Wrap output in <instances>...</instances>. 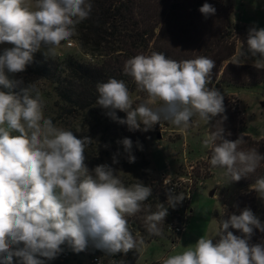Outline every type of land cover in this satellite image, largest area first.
<instances>
[{"label": "clouds", "instance_id": "1", "mask_svg": "<svg viewBox=\"0 0 264 264\" xmlns=\"http://www.w3.org/2000/svg\"><path fill=\"white\" fill-rule=\"evenodd\" d=\"M91 11V0H35V10L28 0H0V44L11 45L0 54V264H13L14 257L18 264H47L64 244L75 253L91 245L106 257L139 250L144 240L133 235L127 218L144 211L147 232L160 236L168 208L185 199L173 186L166 192L168 207L159 203L152 212L144 204L152 195L151 186L138 180L125 186L118 170L107 163L90 170L85 150L93 140L78 138L45 118L35 82L21 87L22 80L11 78L26 70L37 51L54 55ZM199 11L207 18L216 9L206 2ZM246 42L247 50L241 48L232 63L252 59L255 68L264 69V28L250 27ZM215 64L205 56L178 62L159 52L136 55L125 62L124 73L147 99L133 108L125 81L109 78L96 84V105L133 132H147L161 120L182 131L195 120L209 125L218 115L226 119L224 96L208 87ZM118 110L126 113L125 118L117 115ZM217 124L215 130L209 127L203 145L211 147V166L224 169L230 181L238 182L256 171L264 154L256 148L239 150L245 143L243 134L234 141L226 139ZM117 144L134 163L133 141L125 137ZM137 146L142 149L138 141ZM118 155H113V164ZM250 189L264 199V176ZM254 229L264 233V223L245 207L219 219L212 235L199 237L194 246L168 255L162 264H264V241L250 242Z\"/></svg>", "mask_w": 264, "mask_h": 264}, {"label": "trees", "instance_id": "2", "mask_svg": "<svg viewBox=\"0 0 264 264\" xmlns=\"http://www.w3.org/2000/svg\"><path fill=\"white\" fill-rule=\"evenodd\" d=\"M206 2L212 4L216 9L215 15L207 18L199 11V8ZM91 3L90 16L76 25L75 39L83 50L102 57V63L82 61L75 55H68L64 58L49 57L42 54L41 51H37L33 54L32 63L26 67L24 72L18 74L19 76L24 74L41 78L52 86L51 93L40 91L39 93L42 109L52 107L55 112V116L52 118L54 124L58 122L66 125L72 123L73 132L77 133L80 130L84 132L82 136L77 135L78 138L88 136L93 140L85 150L86 164L90 170L104 162L101 157L99 159L92 157L95 144L102 143L117 150L118 160L133 168L129 171V175H119L120 179L125 186L136 183L137 180L146 186H151L152 195L144 204L149 206L152 212H155L159 203L165 204V207L168 205L167 190L163 187L160 178L148 170L151 163L149 158L143 155V151L148 149L147 144L151 137L148 132L129 131L126 125L113 121L106 115V110L96 105L97 82H106L109 78H116L125 81L130 95L142 92L138 90L134 79L124 73L125 62L136 55L147 56L153 52L163 53L166 57L178 62L198 56L213 59L216 64L210 74L208 86L218 84L217 87L225 85L250 88L264 83V69L225 65L236 54V43L234 41L230 43L228 38L234 33L238 34L241 36L243 44L247 46L244 37H247L250 28L234 22V7L230 0H91ZM212 18L217 19L215 20L218 22L217 25ZM209 20L211 22L207 24ZM159 26L161 27L158 32L156 29ZM238 70H247L254 81L250 85H237L235 79L241 76L237 73L240 72ZM221 72L222 75H220ZM228 74L235 78L228 79ZM27 85L28 83L24 82L21 87ZM15 91H19V88ZM224 107L225 112L222 116H226V119L222 120L221 115H218L211 128L215 130V127H219L217 122H220L225 138L234 141L242 134V123L238 120L240 112L238 107L231 110L230 103ZM117 115L120 118H125L126 113L118 110ZM243 136L245 143L239 146V150L247 151L256 148L259 153L264 154L263 140L256 141L248 135L243 134ZM125 137L133 141L132 153H137L140 156L139 161L129 163L125 159L127 154L124 152L122 144H117L118 140ZM137 141L142 149L137 146ZM107 150L111 153L112 149ZM112 152L116 154L115 151ZM121 156L123 157L121 158ZM137 172H142V175L136 174ZM262 176H264V161L248 177H244L238 182L231 181L238 189H244L247 192L238 196L231 208L226 207L220 219H227L228 215L232 213L239 214L241 210L248 207L264 223V199L259 198L255 191L250 189V185ZM177 207L176 210L180 216L177 217V221L186 225L189 217L187 216L186 220L183 218L188 214L189 208L187 209L180 203ZM178 212H172L168 208V214L160 225L162 231L160 236L150 235L147 232L144 211L127 219L133 235L143 238L145 244L167 236L169 216L178 214ZM229 230L235 235H240L235 229L230 228ZM261 241H264V233L254 229V235L250 242L255 244ZM61 247L63 249L61 253L67 251L72 253L71 261L65 264H94L92 261L96 256L109 261L117 259L124 261L125 264H136L141 249L140 247L139 250H130L126 254L117 253L112 257H106L104 252L91 245L80 253L73 252L67 244ZM13 264H18L15 257Z\"/></svg>", "mask_w": 264, "mask_h": 264}, {"label": "rangeland", "instance_id": "3", "mask_svg": "<svg viewBox=\"0 0 264 264\" xmlns=\"http://www.w3.org/2000/svg\"><path fill=\"white\" fill-rule=\"evenodd\" d=\"M230 1L234 7L233 20L235 23L248 27L255 25L258 28H264V0ZM28 3L32 10H35V0H28ZM215 20L217 19H213V21ZM210 22V20L207 21V24ZM214 23L215 25L218 24L216 21ZM244 40L247 41V37H244ZM228 41L230 43L233 41L236 43V54L225 65L231 64L233 66L254 67L252 59H248L242 65L232 63L241 48L246 51L247 46L243 44L241 36L235 33L228 38ZM6 47H11V45L0 44V54H2L3 49ZM41 52L44 54L43 51ZM68 55H75L82 61H89L92 63H102L103 61V58L98 54L83 50L75 39V34L70 40L62 42L61 45L56 48L55 54L49 57L64 58ZM238 71L243 74L237 72L241 75L238 79H235L237 85H250L254 81V78L248 74L247 70ZM220 75H222V72ZM11 78L22 80L23 83L25 82L28 84L35 82L36 88H38L40 92H47L48 94L52 92V86L41 78L24 74L19 76L18 73L14 74ZM227 78L233 80L232 78H235V76L228 74ZM217 85L212 86L224 96V106L230 103L231 110L234 109V107H238L240 112L238 114V120L242 123L241 133L250 136L256 141H264V83L250 88H236L225 85L217 87ZM208 87L210 88V86ZM131 99L133 100V108H135L147 99V94L143 91L138 92L131 95ZM156 106L157 105H152L151 107ZM42 112L45 118L52 119L55 116L52 107L42 109ZM214 120L215 118L210 121L209 125L202 121L195 120L186 131H182L168 121L161 120L159 124L154 125L147 131L151 139L147 144L148 149L143 151V155L150 160L151 166L148 167V170L157 178H160L166 190L168 188L165 187L161 180V175H169L164 178L170 181L167 183V187L173 188V186H175L174 189L177 194L180 192L184 194L185 199L180 204L187 209L189 208L188 214L183 218V220H186L188 216L189 221L186 224L183 234L180 233L177 236L173 227L179 225L177 217L180 216L178 210H176L178 207H169L170 211H177L178 214L175 213L169 216V222L167 223V225H169V230L167 236L160 240L145 243L140 249L139 259L136 264H162L163 259L167 258L168 255L182 252L186 248L194 246L199 237L212 235L218 227V221L224 209L226 207L231 208V206L235 204L238 196L247 192V190L238 189L233 185L229 177L225 175L224 169L213 168L210 164L209 154L211 147L206 148L203 145V139L209 133ZM55 125L73 131L72 123H67L66 125L58 122L55 123ZM83 133L84 132L81 130L77 131V133L74 132L76 136H82ZM13 134L15 135L18 133ZM107 149H112L111 153H109ZM112 151L116 153L117 150L99 143L95 144L91 155L96 159H99V157L104 159V162L101 164L107 163L112 165L114 169L118 170V175H127L129 171L133 169L132 166L124 165L123 162L119 160L118 163L113 164L114 154ZM133 155L136 157L135 162L140 160V156L137 155V153ZM117 157V159H119V155ZM122 157L123 156H121V158ZM136 174L142 175V172H137ZM71 258L72 253L67 251L65 253H60L55 259L47 261V264H65L70 262ZM94 258L92 263L94 262ZM98 258L102 260L103 264H110L109 260L102 257Z\"/></svg>", "mask_w": 264, "mask_h": 264}, {"label": "built area", "instance_id": "4", "mask_svg": "<svg viewBox=\"0 0 264 264\" xmlns=\"http://www.w3.org/2000/svg\"><path fill=\"white\" fill-rule=\"evenodd\" d=\"M162 177H161V180L163 181V183H164V185H165V187L166 188H168L167 190H169V189H173L172 187L170 188V187H167V183L168 182H170L168 179H164L165 177H167V176H169V175H166V174H162L161 175ZM174 191H176L175 189H174ZM187 215V214H186ZM179 225H176V227L174 226L172 229L173 230H175L176 231V233H177V236L180 234V233H182L183 234V232L185 231V228H186V225L184 224V223H178ZM183 227V228H182ZM115 261H119V260H117V259H115ZM94 264H103V262H102V260L101 259H99L98 257H95L94 258V262H93Z\"/></svg>", "mask_w": 264, "mask_h": 264}, {"label": "water", "instance_id": "5", "mask_svg": "<svg viewBox=\"0 0 264 264\" xmlns=\"http://www.w3.org/2000/svg\"><path fill=\"white\" fill-rule=\"evenodd\" d=\"M212 87H213V86L211 85L210 88H212ZM159 138H160V137H159ZM212 195H213V193H212Z\"/></svg>", "mask_w": 264, "mask_h": 264}]
</instances>
